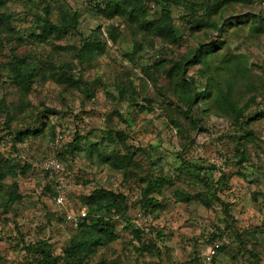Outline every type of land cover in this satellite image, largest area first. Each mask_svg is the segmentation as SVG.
Returning <instances> with one entry per match:
<instances>
[{
	"label": "rangeland",
	"instance_id": "374dc122",
	"mask_svg": "<svg viewBox=\"0 0 264 264\" xmlns=\"http://www.w3.org/2000/svg\"><path fill=\"white\" fill-rule=\"evenodd\" d=\"M141 1L140 20L170 9L176 41L126 16L107 19L87 0H8L0 8L9 18L0 22V163L15 165V175L0 179V264H25L24 243L39 239L61 253L77 230L54 206V195L63 191L80 207L81 197L98 187L123 193L126 207L115 219L118 237L98 247L90 262L203 264L207 245L218 242L222 249L209 264H264V30L255 32L247 17L264 19V0ZM218 1L213 19L244 21L226 26L219 37L210 27L191 29L196 16ZM45 8L54 23L61 12L77 11L76 30L36 40L32 34L39 32ZM94 38L105 43L101 54L81 49ZM215 39L223 43L208 67H186V77L207 99L193 106L194 124L182 112L181 86L165 70L186 61L200 42ZM12 54L39 69L27 93L6 68ZM208 85L229 89L245 106L246 117H253L252 141L239 140L242 132L208 101ZM34 119L39 132L15 140L13 131ZM237 146L244 151L242 166ZM129 150L132 164L115 168L110 155ZM49 158L61 168L45 169ZM10 190L19 197L5 208ZM183 192L191 198L180 200ZM149 197L156 202L144 207ZM136 227L143 230L141 241H153L158 252L140 248Z\"/></svg>",
	"mask_w": 264,
	"mask_h": 264
},
{
	"label": "trees",
	"instance_id": "16d2710c",
	"mask_svg": "<svg viewBox=\"0 0 264 264\" xmlns=\"http://www.w3.org/2000/svg\"><path fill=\"white\" fill-rule=\"evenodd\" d=\"M8 0H0V8ZM91 6L95 8L102 16L107 19H112L115 16H126L128 19L136 23L143 29H147L154 35L174 42L177 39V31L173 27L171 22L170 9L167 6H163L161 9V14L157 19L150 21L140 20L137 17V12L140 9L139 5L142 4L141 0H100L92 5L90 1L87 0ZM159 1V0H158ZM157 1V2H158ZM167 2L169 0H162ZM221 2L213 4L209 7H205L202 16L191 22V29H198L200 27L208 28L216 31L218 37L225 30L226 26L231 25L233 22L244 21L239 19V17L221 15L220 20L217 21L211 17L220 7ZM189 9L192 11L193 7L190 5ZM45 12L40 17L39 32L32 34L33 37L38 41L47 40L50 36H63L71 30H76L79 13L77 11H63L60 13V19L58 22L54 23L48 18V8L44 9ZM251 18L252 29L256 32L264 30V19L258 17V15L251 14L247 16ZM8 17L0 12V22H8ZM252 30V31H253ZM223 41L215 39L212 42H200L199 45L194 48L191 54L188 56L187 60L183 63H175L170 68L165 70L168 77H175L177 79L176 83L179 84L183 90V94L179 95V99L185 104V108L182 110L184 116L190 118L191 122L197 124L199 121L194 118L192 114V108L194 105L200 102V100H205L206 95H202L200 91L194 86L193 80L190 77H186V67L193 63H201L203 66L208 67L209 63L213 60V52L217 48H221ZM105 48V43H100L96 38L92 41H85L82 50L90 54L95 52L96 54H101ZM231 58H235L234 55L229 56L228 59L224 60L229 62ZM9 73L12 75L14 82L20 87V89L27 93L30 90L31 84L34 81V76L39 73V69L35 65H31L26 62L23 58L12 54L11 60L6 66ZM43 74V72L41 73ZM53 74V73H52ZM64 77L67 80L66 76ZM174 78V79H175ZM1 79V72H0ZM210 81H212L210 79ZM206 87L204 90L206 94L211 95L208 100L217 110L225 115H228L231 123L236 126L238 131L242 132L239 136V140L252 141L253 140V130L250 128V123L252 121V116L246 117L244 111V105H238V100L231 95L230 90H222L219 86ZM207 102V99L205 100ZM0 108H5L4 101L1 100ZM255 117V116H254ZM6 124L9 120H5ZM37 122V123H36ZM39 120L34 119L33 122L27 124L24 129L20 128L13 131L15 140L23 141V139L29 134H37L41 127H38ZM119 137H123L122 132L117 133ZM71 144L74 148H77V141L81 139V136H77ZM112 140V139H111ZM239 145V141L238 144ZM238 159L236 164L242 166L244 159V151L240 146L236 147ZM132 154L130 150L123 154L112 153L109 160L112 165L117 169H124L126 166L132 164ZM15 175V165L5 160L4 163H0V179H3L6 175ZM204 184L209 185V181L204 177H199ZM17 193L10 190L7 193V199L2 202V205L7 208L12 202L18 199ZM180 200L187 201L191 198L190 195H185L184 192L179 196ZM82 203L87 205L88 208L93 212H100L102 215H118L125 212L126 207V197L123 193L116 192L112 189L98 187L94 188L90 193L85 194L81 197ZM144 207L150 205L153 207L156 200L152 197L144 199ZM119 216V215H118ZM76 233L72 235L67 243L62 247L61 253L55 254L52 245L44 239H39L37 241L25 242L23 249L25 251V264H116L113 260L99 259L94 262H90L92 255L95 253L98 247L105 246L109 242L115 240L118 234L115 230V219L105 220L102 217L97 219H89L81 223L76 228ZM133 235L140 241V248L152 252V249H157V246L153 241L142 242L140 239V234L143 230L136 227L132 230ZM222 249L219 245L218 252ZM158 252V249H157Z\"/></svg>",
	"mask_w": 264,
	"mask_h": 264
},
{
	"label": "built area",
	"instance_id": "2783aa9c",
	"mask_svg": "<svg viewBox=\"0 0 264 264\" xmlns=\"http://www.w3.org/2000/svg\"><path fill=\"white\" fill-rule=\"evenodd\" d=\"M100 0H92L90 3L95 5ZM152 7L154 4L151 5ZM44 168L50 172L61 168L60 163L54 159L49 158L44 163ZM53 203L57 210H59L64 217L65 222L71 227L76 229L81 223L89 219L103 218L105 220L118 219V215H102L100 212L91 211L87 205L80 207H73L65 198L63 191H57L53 197ZM219 243L214 242L207 245L203 252V264H209L218 253Z\"/></svg>",
	"mask_w": 264,
	"mask_h": 264
}]
</instances>
